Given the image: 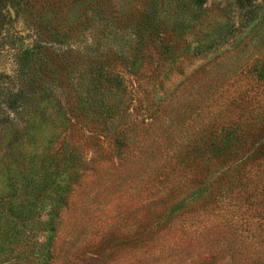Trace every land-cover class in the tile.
<instances>
[{
  "label": "rangeland",
  "instance_id": "obj_1",
  "mask_svg": "<svg viewBox=\"0 0 264 264\" xmlns=\"http://www.w3.org/2000/svg\"><path fill=\"white\" fill-rule=\"evenodd\" d=\"M21 1L0 31V264H264V159L235 187L226 169L192 165V127L157 130L177 111L189 125L209 118L200 98L223 74V89L254 86L249 104L264 107V80L246 74L255 62L264 69V0L249 23L229 0L201 9L190 0ZM93 39L115 59L133 56L134 39L172 49L156 76L158 57L140 80L126 61L115 64L126 75L121 94L136 88L139 100L105 133L91 114L64 120L65 107L38 100L53 86L84 84L82 52ZM63 45L72 56L60 82L47 64L41 78L40 59ZM156 93L167 101L146 133Z\"/></svg>",
  "mask_w": 264,
  "mask_h": 264
},
{
  "label": "trees",
  "instance_id": "obj_2",
  "mask_svg": "<svg viewBox=\"0 0 264 264\" xmlns=\"http://www.w3.org/2000/svg\"><path fill=\"white\" fill-rule=\"evenodd\" d=\"M65 1L67 0H57L54 5L60 7L65 4ZM209 1L211 0H190L183 1V3L201 9ZM259 1L229 0L230 4L238 10L241 20L248 23L254 19ZM25 4L27 3H23L21 0H0V31L5 30L9 24H13L10 9ZM106 46L104 39H93L86 44L87 52H82L84 57L82 62L86 67H89L85 71L89 78H85L84 84L72 87L71 91H61L62 93L53 86L43 91L39 90L38 96L40 103L54 104L61 109L65 107L64 112L63 110L59 111V117L64 120L68 112L78 111L91 114L95 120L100 121L95 129L98 133H105L110 130L112 122L116 119L132 117V110L136 109L139 100L136 88L130 89L126 96L121 94L127 93L126 75L115 73V64L126 61L129 64L127 72L131 76H137L140 80L149 74L150 68L148 67L154 64L155 57H158L157 66L154 71L151 70L156 76L159 68L162 67L159 65V61L166 60L172 52L165 39H134L128 47V52L132 53L133 56L130 57V55L121 52L118 53L120 57L118 56L116 59L109 55L111 50L106 49ZM70 51H72V47L63 45L48 56L44 54L46 59H40L38 63L41 68V78L45 75L43 65L47 64L46 68L53 72L54 82H60V71L69 66L72 56ZM93 53L96 56L93 57ZM66 62L67 66H65ZM247 73L253 74L259 81L264 80V69L259 66L258 62L249 66ZM247 76L245 75L244 79L248 78ZM227 81L226 74L213 79L211 87L206 92L204 91V97L200 98L207 101L204 113L206 116L208 114L209 118L206 119L205 117V119L189 125L185 119L179 116L177 111V115L169 118L165 127L159 125L157 130H162V134L171 136L176 130L183 131L186 127H192L195 133L199 134L196 141L189 144V148L192 149V165L198 163L197 165L200 166L203 164L200 166L202 169L209 168V166L226 169L227 172L224 175L231 177V180L236 179L235 187H238V181L242 182L250 170L260 164L258 161L261 162L264 159V107L257 104L255 109L253 105L249 104V99L254 98L253 95H250V92L255 91L254 86L249 89L245 85H239L238 82H235L231 84L234 87L233 90L231 88L223 89L222 86ZM129 83L132 84V81ZM236 85L238 86L235 87ZM158 95L156 93L154 96L153 107L149 109L150 114L142 120V124H146V121L149 122L147 127L140 129L146 133L155 129L158 124V113L164 109L163 105L167 101ZM172 95L173 93L170 97ZM200 95L201 93H197V96ZM200 102L204 104L202 100ZM69 107H72L73 110L69 111ZM119 134L124 135L122 131ZM153 134L156 135L157 133L153 132ZM180 156L181 159L179 157L177 159L178 164L187 163L186 158L182 154ZM230 171L233 173L230 174Z\"/></svg>",
  "mask_w": 264,
  "mask_h": 264
}]
</instances>
